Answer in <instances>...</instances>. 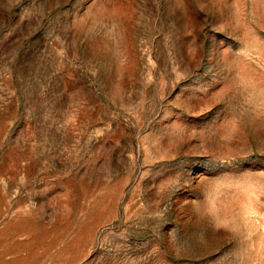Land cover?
<instances>
[{
  "label": "rangeland",
  "instance_id": "obj_1",
  "mask_svg": "<svg viewBox=\"0 0 264 264\" xmlns=\"http://www.w3.org/2000/svg\"><path fill=\"white\" fill-rule=\"evenodd\" d=\"M0 264H264V0H0Z\"/></svg>",
  "mask_w": 264,
  "mask_h": 264
}]
</instances>
